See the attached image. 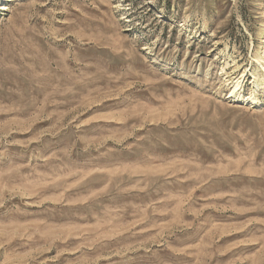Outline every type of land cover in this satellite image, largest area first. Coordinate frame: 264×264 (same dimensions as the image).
Here are the masks:
<instances>
[{"label": "rangeland", "instance_id": "1", "mask_svg": "<svg viewBox=\"0 0 264 264\" xmlns=\"http://www.w3.org/2000/svg\"><path fill=\"white\" fill-rule=\"evenodd\" d=\"M0 264H264V0H0Z\"/></svg>", "mask_w": 264, "mask_h": 264}, {"label": "bare ground", "instance_id": "2", "mask_svg": "<svg viewBox=\"0 0 264 264\" xmlns=\"http://www.w3.org/2000/svg\"><path fill=\"white\" fill-rule=\"evenodd\" d=\"M239 84H240V82H238V84H237V85H235V86H237V87H238V86H239ZM237 87H236V88H237Z\"/></svg>", "mask_w": 264, "mask_h": 264}]
</instances>
